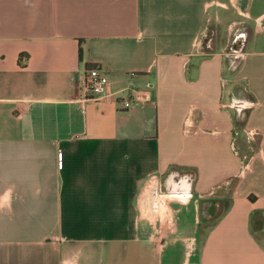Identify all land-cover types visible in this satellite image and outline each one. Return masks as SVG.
Here are the masks:
<instances>
[{
	"label": "crops",
	"instance_id": "crops-1",
	"mask_svg": "<svg viewBox=\"0 0 264 264\" xmlns=\"http://www.w3.org/2000/svg\"><path fill=\"white\" fill-rule=\"evenodd\" d=\"M0 264H264V0H0Z\"/></svg>",
	"mask_w": 264,
	"mask_h": 264
},
{
	"label": "built area",
	"instance_id": "built-area-1",
	"mask_svg": "<svg viewBox=\"0 0 264 264\" xmlns=\"http://www.w3.org/2000/svg\"><path fill=\"white\" fill-rule=\"evenodd\" d=\"M82 88L85 91L83 97L81 98L83 100L100 101L113 95L111 89L109 88L108 76L106 72L99 66H91L87 68L84 75ZM135 93H137L135 96L140 98L141 94L139 92ZM132 94L133 92H131V95ZM122 99L124 107L126 108L133 104V96H128ZM249 166L250 163L248 160L244 161L241 167V174L244 173Z\"/></svg>",
	"mask_w": 264,
	"mask_h": 264
},
{
	"label": "rangeland",
	"instance_id": "rangeland-1",
	"mask_svg": "<svg viewBox=\"0 0 264 264\" xmlns=\"http://www.w3.org/2000/svg\"><path fill=\"white\" fill-rule=\"evenodd\" d=\"M229 17V16H228ZM224 19H228L227 17H224ZM243 28V26H241L240 28H237L235 26V28H233L232 33H230V37H231V42L230 45L228 46V50L231 49V47L236 46L238 43H234L235 40V36L236 34ZM228 28L225 24V21H216L213 20L210 23H208L207 28L205 30V32L203 33L204 35H202L201 37V44H202V48L205 49L206 51H210L213 48H215L217 46L218 43H225V41L228 38ZM239 45V44H238ZM220 47L217 48V51H220Z\"/></svg>",
	"mask_w": 264,
	"mask_h": 264
},
{
	"label": "trees",
	"instance_id": "trees-1",
	"mask_svg": "<svg viewBox=\"0 0 264 264\" xmlns=\"http://www.w3.org/2000/svg\"><path fill=\"white\" fill-rule=\"evenodd\" d=\"M90 67V64H87V68H89Z\"/></svg>",
	"mask_w": 264,
	"mask_h": 264
}]
</instances>
